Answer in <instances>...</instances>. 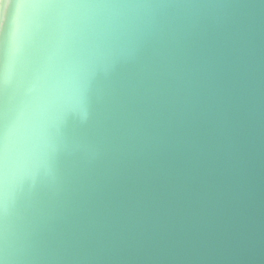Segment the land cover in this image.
I'll return each mask as SVG.
<instances>
[{
    "label": "water",
    "instance_id": "95a60500",
    "mask_svg": "<svg viewBox=\"0 0 264 264\" xmlns=\"http://www.w3.org/2000/svg\"><path fill=\"white\" fill-rule=\"evenodd\" d=\"M3 264H264V0H0Z\"/></svg>",
    "mask_w": 264,
    "mask_h": 264
},
{
    "label": "snow or ice",
    "instance_id": "6c2138e0",
    "mask_svg": "<svg viewBox=\"0 0 264 264\" xmlns=\"http://www.w3.org/2000/svg\"><path fill=\"white\" fill-rule=\"evenodd\" d=\"M36 2H39V0H36ZM4 118H5L4 108L2 105H0V126L3 125ZM3 162H4V148L2 141H0V171H2ZM0 264H3L2 260H0Z\"/></svg>",
    "mask_w": 264,
    "mask_h": 264
}]
</instances>
